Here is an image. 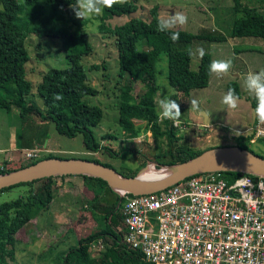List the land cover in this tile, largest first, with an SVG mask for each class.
Here are the masks:
<instances>
[{
    "label": "trees",
    "instance_id": "16d2710c",
    "mask_svg": "<svg viewBox=\"0 0 264 264\" xmlns=\"http://www.w3.org/2000/svg\"><path fill=\"white\" fill-rule=\"evenodd\" d=\"M233 1L234 11L241 12L242 15L234 18L228 36L264 39V11L259 6L245 4L240 6V0ZM75 3L76 0H0V107L10 108L16 105L20 107V114L23 115L31 110V107L27 106V101L28 97L33 94L32 90L35 89L41 98L45 117H49L55 123L58 132L67 136L81 133L87 151L96 152L103 148L112 156H117L118 153H124L127 156L135 151L113 150L107 145L102 146L100 141L95 139L92 128L101 121L103 111L97 105L84 102L83 94L74 84L79 70L74 60L79 61L92 51L88 35L82 27L84 23L75 20L74 12L70 7ZM136 10L137 5L128 1L124 5L117 4L112 8H105L97 26L102 35L109 38L115 47L120 79L126 75L130 79L119 87L118 124L130 138L148 130L151 131L154 139L166 137L170 145L168 150L170 158L159 162L171 165L187 160L206 148L178 144L180 136L177 134L178 130L173 121L160 118L155 98L158 89L157 63L160 57H165L166 78L168 84L176 91L170 99L176 100L178 93L188 94L192 89L205 87L211 77L209 71L211 55L205 52L204 57L199 60L197 69L191 70V55L186 46L193 39L225 41L227 36L202 30L194 34L179 28L161 32L157 30V20L160 18L158 5H154L149 10V17L131 16ZM121 15L131 17L123 23L110 25L108 20L111 17ZM69 20L75 24L74 28L69 25ZM54 22L60 25H54ZM170 32H179V39L171 40ZM32 34L40 37L60 38L65 47L69 65L65 68L50 67L43 71L40 70V78L36 82L27 78L26 65L31 60V56L26 48L25 40ZM147 35L151 39L150 48L139 50L138 42L147 39ZM97 67L95 64L92 65V68ZM133 80L139 81L143 87V90L135 95L132 93ZM226 88L227 90L233 88L236 95L240 96V89L236 82L228 83ZM57 94L62 99H56ZM250 101L256 108L254 96ZM137 120L143 122V127L137 128L136 123L139 122ZM162 124L164 128H161ZM252 135L251 130L239 133L235 136L234 144L264 157L263 154L253 149L254 145L261 144L264 139L251 143ZM106 137L111 138L114 135L103 136V138ZM54 156L59 155L48 152L28 164ZM84 158L100 162L98 159ZM147 161L143 163V166ZM21 167L23 166L9 168L2 162L0 173H7ZM151 168L157 169L158 167L153 164ZM118 172L125 176H133L137 173ZM224 173L231 177L243 174L240 171H224ZM68 175L73 174L52 175L0 189L2 193L16 186L28 187L24 195L0 204V264H14L19 231L30 223L32 218L35 217L36 221L40 220L38 218L43 211L50 208L57 188L61 184L68 186L72 183L64 181ZM77 175L84 179L87 191L93 192V195L91 192H86L88 197L92 199L95 197L91 209L95 223L92 225L91 233L79 237L76 245L61 251L58 262L55 264H147L143 261L138 249L131 248L123 242L122 235L117 230V226L123 219L121 204L124 197L112 190L107 182L99 177ZM38 181L41 184L38 189L34 190L33 185ZM104 188L115 194L112 201L103 199ZM127 195L132 196L130 193ZM98 240L103 241L101 249L93 247V243ZM51 247L53 245H49V248Z\"/></svg>",
    "mask_w": 264,
    "mask_h": 264
},
{
    "label": "rangeland",
    "instance_id": "374dc122",
    "mask_svg": "<svg viewBox=\"0 0 264 264\" xmlns=\"http://www.w3.org/2000/svg\"><path fill=\"white\" fill-rule=\"evenodd\" d=\"M137 5V10L131 16L149 17V10L158 5L159 17L167 18L175 13L187 16V23L177 24L179 28L196 34L199 30L218 32L227 36L225 41H207L193 39L186 48L191 54L190 69L196 70L200 57L198 49L203 48L211 55V60H231L232 65L226 73H212L208 84L202 88L192 89L188 94L178 93L176 102L180 106V123L176 125L177 134L180 136L178 144L190 145L197 148L231 145L235 143V136L246 132V128L255 116L251 98L254 94L248 92L244 86L245 77L250 72L264 70V39L259 37H230L228 36L234 18L241 16V12L234 11L233 0H127ZM240 6H259L264 11V0H240ZM240 6L238 8H240ZM1 7V4H0ZM99 15L87 16L84 19L74 17L84 23L82 27L88 35L92 45L90 54L79 61L74 60L78 74L74 84L83 94V101L90 105H97L103 111L99 124L92 128L94 137L102 146L107 145L113 150H134L127 156L118 153L112 156L100 148L96 152L87 151L83 136H67L58 132L55 123L45 117L44 107L39 95L32 90L28 97L27 106L30 111L20 114V107L12 105L10 108L0 107V145L45 146V148L21 149L11 161L3 160L4 152H0V159L6 167L17 168L29 165L28 158L32 155L41 157L52 152L62 157H89L108 163L117 171L138 172L143 163L149 161H166L170 158V145L166 137L154 139L151 131L144 132L130 138L118 124V92L119 87L127 83V75L119 74L118 61L115 57V47L109 38H106L98 29ZM131 16L121 15L111 17L110 25L125 22ZM144 19V18H143ZM72 28L75 24L69 20ZM54 25H60L54 22ZM137 44L139 50L150 48L151 39L146 37ZM26 48L31 56L27 63V78L38 81L40 70L50 67L65 68L68 64L65 47L60 38L40 37L32 34L25 40ZM95 64L98 67L92 68ZM104 65L105 67H103ZM165 57H160L157 63L156 83L158 89L155 93L157 108L162 98H170L176 91L168 84L166 78ZM120 80V81H118ZM236 82L240 89V96L235 109L222 103V97L227 92V84ZM135 95L143 89L139 81H132ZM199 102L198 109H193L190 100ZM204 112L209 121L205 122ZM136 123L137 128L143 127L141 120ZM161 128H164L163 124ZM114 135L111 138H103ZM124 140V141H123ZM253 149L264 155V141L256 144ZM27 162H23L26 160ZM148 163V161H147ZM149 165V164H148ZM147 165L145 169H152ZM144 169V170H145ZM142 170V172L144 171ZM161 170V169H160ZM141 172V173H142ZM81 179L79 175H76ZM77 185L69 183L68 186L60 185L55 193L50 208L43 211L39 221L35 217L24 226L19 233L16 244L14 264H55L58 262L62 250L77 244L79 237L91 233L95 223L92 214L93 199L88 197L87 187L82 181ZM41 182H35L34 190L38 189ZM27 186H16L9 191L0 193V204L4 201L15 199L24 195ZM88 192V193H86ZM99 192V191H97ZM93 195V192H91ZM96 194V193H95ZM94 194V195H95ZM103 199L112 201L115 194L104 188ZM70 207V209H69ZM49 245L53 247L49 248ZM94 248H103V241L93 243Z\"/></svg>",
    "mask_w": 264,
    "mask_h": 264
},
{
    "label": "built area",
    "instance_id": "2783aa9c",
    "mask_svg": "<svg viewBox=\"0 0 264 264\" xmlns=\"http://www.w3.org/2000/svg\"><path fill=\"white\" fill-rule=\"evenodd\" d=\"M249 130L251 143L264 139L257 118ZM224 171L194 174L148 194L117 192L124 197L117 226L123 242L147 264H264V177Z\"/></svg>",
    "mask_w": 264,
    "mask_h": 264
},
{
    "label": "water",
    "instance_id": "95a60500",
    "mask_svg": "<svg viewBox=\"0 0 264 264\" xmlns=\"http://www.w3.org/2000/svg\"><path fill=\"white\" fill-rule=\"evenodd\" d=\"M201 114L205 122H208L206 114L204 112ZM150 162L158 168L167 167V172L154 179H141L140 173ZM215 170L240 171L264 177V157L235 144L212 146L187 160L171 165L154 160L148 161L135 175L125 176L112 166L95 160L54 156L7 173H0V189L52 175L83 174L105 180L116 192L124 191L139 195L159 191L194 174Z\"/></svg>",
    "mask_w": 264,
    "mask_h": 264
},
{
    "label": "clouds",
    "instance_id": "9594fccd",
    "mask_svg": "<svg viewBox=\"0 0 264 264\" xmlns=\"http://www.w3.org/2000/svg\"><path fill=\"white\" fill-rule=\"evenodd\" d=\"M127 0H76L75 4L70 7L77 18L84 19L87 16L99 15L105 8H112L114 5H124ZM187 23V16L182 13H175L167 18L160 17L157 20V30L161 32L170 31L177 24L184 25ZM170 38L173 41L179 39V32H170ZM198 55L203 58L205 51L199 48ZM192 54L191 52L189 53ZM232 65L231 60H212L209 64V71L212 73H226ZM244 86L246 90L254 94L256 100V108L254 114L256 118L264 123V70L259 72H250L245 77ZM56 99H62L60 95L55 96ZM239 97L236 95L233 88H229L225 95L222 97V103L229 108L235 109ZM190 105L193 109H198L199 102L196 99L190 100ZM158 114L162 119L178 121L181 117V110L176 100L170 98H162L158 102ZM153 176H144L141 179H154Z\"/></svg>",
    "mask_w": 264,
    "mask_h": 264
},
{
    "label": "crops",
    "instance_id": "0c3cea01",
    "mask_svg": "<svg viewBox=\"0 0 264 264\" xmlns=\"http://www.w3.org/2000/svg\"><path fill=\"white\" fill-rule=\"evenodd\" d=\"M255 121H256V116H254L253 121H251V123L248 125L246 130H249V128L253 126ZM33 148H45V146L37 145L35 147L34 146L24 147V145H23V146L15 147L14 143L12 145L5 144V145H0V152H4L3 160L11 161L12 159L15 158V155L18 154V150L33 149ZM0 163H2L1 159H0ZM76 175L77 174L68 175L67 177L64 178V181H71L75 185H77L76 182H78L79 180L84 182V179L81 176H80L81 177V179H80ZM58 184H61V182H58ZM69 209H70V207H69Z\"/></svg>",
    "mask_w": 264,
    "mask_h": 264
},
{
    "label": "bare ground",
    "instance_id": "6f19581e",
    "mask_svg": "<svg viewBox=\"0 0 264 264\" xmlns=\"http://www.w3.org/2000/svg\"><path fill=\"white\" fill-rule=\"evenodd\" d=\"M154 163L150 162L149 163V167L151 168V165H153ZM161 169V170H160ZM167 167H159L157 169H145L142 173H140V176L144 177V176H160V175H163L167 172Z\"/></svg>",
    "mask_w": 264,
    "mask_h": 264
}]
</instances>
